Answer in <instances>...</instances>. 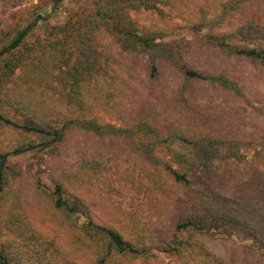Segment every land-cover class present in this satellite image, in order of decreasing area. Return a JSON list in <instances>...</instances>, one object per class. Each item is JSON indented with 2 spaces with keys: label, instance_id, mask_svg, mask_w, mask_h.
<instances>
[{
  "label": "rangeland",
  "instance_id": "obj_1",
  "mask_svg": "<svg viewBox=\"0 0 264 264\" xmlns=\"http://www.w3.org/2000/svg\"><path fill=\"white\" fill-rule=\"evenodd\" d=\"M54 1L0 0V54L33 19L39 22L20 42L35 43L47 36L49 43L53 40L50 29L83 11L85 3L93 13L88 12L87 20L109 22L116 15L110 9L115 11L122 0H59L50 18L43 20ZM135 1L139 10L130 11L132 23L122 16L124 27H142L165 42L193 43L197 48L183 51L185 62L229 75L250 102L218 85L184 81L165 62L162 66L159 58V79L148 77V62L141 58L132 64L133 57L106 29L101 42L107 60L105 85L115 83L110 94L117 102L100 99L84 109L68 105L61 89L41 82L28 88L26 70L20 68L12 80L0 86V164L5 156L0 166V250L11 264H212L211 256L223 264H264V250L253 247L247 234L226 232L231 221L191 236L177 228L203 213L205 204L210 205L211 200L203 199L197 190L210 172L204 178H196L192 172L190 185L174 180L168 167L182 173L188 164L177 163L163 140L155 143L154 138H140L131 130L141 106L156 111L159 120H180L194 128H220L228 120L235 125L241 117L264 129V60L234 52L238 48L264 49V0ZM124 14L121 10L120 16ZM220 20L222 24H218ZM211 36H217L216 40ZM95 46L89 42L84 51L91 54ZM151 53L158 55L156 50ZM4 56L0 55V64ZM20 89L30 91L21 96ZM93 94L91 87L86 94L88 103ZM70 119L77 122L69 124L58 138L56 127ZM89 119L97 123H87ZM91 125L96 129L89 128ZM233 125L229 133L236 136ZM255 147L249 141L227 142L219 150L212 144L209 147L205 169L219 175H213V185L224 197L246 204L261 194L257 170L262 162L255 156ZM186 155L195 157L193 152ZM57 184L62 199L78 205L80 211L56 205ZM89 222L118 231L141 252H116L107 237L86 233ZM191 242L202 243L211 253L209 257L196 255Z\"/></svg>",
  "mask_w": 264,
  "mask_h": 264
},
{
  "label": "trees",
  "instance_id": "obj_2",
  "mask_svg": "<svg viewBox=\"0 0 264 264\" xmlns=\"http://www.w3.org/2000/svg\"><path fill=\"white\" fill-rule=\"evenodd\" d=\"M84 6L83 11L72 14L64 22L50 29L49 33L52 34V42H47V36L42 40H36L35 43L20 42L28 26L18 31L12 41L5 46L7 51L0 54H5L4 57H1L0 86H3L7 80H12L11 78L16 74L17 70L24 68L29 80V83H27L28 88H32L33 82H41L44 85L55 88V90L61 89L64 91L65 95L63 94V96L68 105L84 109L100 99L103 102L106 101L108 104L117 102L115 96L113 97L110 94V92H114L115 83H110L109 87L105 85L107 78L104 73H106L105 63H107V60L103 56L102 49L104 48L101 42H103V30L106 29L109 37L116 38L125 50V53L133 57L131 59L132 64H136L139 60L141 62V58L145 59V63L148 62V77L159 79L160 65L156 61V58H159V63L162 66L164 65L162 62H165V66L172 68L184 81L200 80L212 85H218L232 92L238 99L250 102L238 81L229 75L213 71L209 67H202L193 62H185V59H187L186 52L184 53L183 51L190 50L192 47L194 49L197 48L193 43L177 44L174 41L165 42L156 33L142 31V27H124L122 16L128 20L130 18L129 22L132 23L133 18L129 14L130 11L139 10V3L135 0H122L116 6L115 11L110 9L116 15L110 17L109 22H106V19L93 21L92 18L87 20L86 18L89 13L90 15H93V13L89 10L88 3H85ZM153 6L158 8L156 4ZM121 10L125 14L120 16ZM38 22L39 20L33 26H36ZM222 22L223 20H220L218 24H222ZM218 24L216 23V25ZM213 26L209 25L208 28L214 29ZM216 37L211 36L210 39L216 40ZM89 42L96 43L94 48L91 47V54L84 51ZM50 43L55 45L56 52L53 53ZM218 44H220L219 46L226 47L222 42ZM197 46L199 47L200 44L198 43ZM153 50H156L158 55L153 56L151 53ZM234 52L252 59L264 60L263 48H238L234 49ZM138 54H147L151 58ZM111 79L114 80L113 77ZM91 87L95 94H93L88 103L86 101V94L91 91ZM29 91L20 89V95L23 96L24 92L28 94ZM35 92L36 90L33 89L32 94ZM24 96V98H27L26 94ZM256 108L259 110V107ZM239 118V122L235 123V125H233L232 120H228L220 128H213V126L204 128L198 126L194 128L191 125H183L180 120L174 122L159 120L156 117V111H150L146 107L141 106L140 111L134 116L133 121H131V130L132 134L140 138H154V141L153 139L151 141L155 143L163 140L172 148V156L178 159L177 163L182 165V162H186L188 164L182 173H179L172 166L168 167L174 180L184 182L185 185H190L192 172L196 178L198 176L204 178L210 172L208 178L197 188L203 199L207 198L211 200L210 205L205 204L203 213L199 214L198 217H190L185 220L186 222L178 224L177 228L189 232L191 236L194 232H208L218 226L220 222L228 220L227 223L231 221L229 225L230 230L226 231L229 235L239 232L247 234L252 241L253 247L264 250V129L249 125L245 123L243 118ZM91 121L97 123L95 119H89L87 123ZM75 122H77L75 119H70L59 127H56L55 131L59 134L58 138L68 129L69 124ZM87 123L84 124L87 125ZM231 125L235 127L236 136L235 133H229L234 130L229 127ZM38 126L47 127V124L38 123ZM19 127L29 129V126L26 124H21ZM89 128L96 129L92 125ZM232 141L251 142L252 145L256 146L255 156L257 160L262 162L261 167H258L257 170L259 178L257 183L258 191L261 194L256 197L254 202L247 200V203L243 204L236 198L230 199L224 197L225 193L215 190L213 185V175L215 177L219 175L214 173V171L205 169L206 165L204 162L207 159L211 144L219 150L223 144L227 142L231 143ZM205 142L208 143L205 144ZM188 152H193L195 157L192 159L188 158L186 155ZM4 160L5 157L2 156L1 163ZM56 193L58 194L55 201L57 206L64 205L70 212L80 211L78 205H69L68 202L62 199L60 194L61 186L59 184L56 185ZM229 195L231 196L230 193ZM205 212L206 214L203 215ZM210 217L211 219H209ZM86 233L90 236L98 237L102 235L107 237L110 246L118 253L138 254L142 250L134 247L130 241L126 240L118 231L112 228H106L89 222ZM189 244L198 251L196 255L209 257L211 254L200 242H191ZM179 248L182 249V247ZM210 259L212 264H223V261L217 259L215 256H211ZM0 263L11 264L10 259L1 250Z\"/></svg>",
  "mask_w": 264,
  "mask_h": 264
},
{
  "label": "water",
  "instance_id": "obj_3",
  "mask_svg": "<svg viewBox=\"0 0 264 264\" xmlns=\"http://www.w3.org/2000/svg\"><path fill=\"white\" fill-rule=\"evenodd\" d=\"M58 2H59V0H55V1H54L53 5H52V8H51V12L49 13V15H48L47 17H43V18H42L43 20H47V19L50 18V16H51L52 13L54 12V10H55L56 5L58 4ZM35 21H37V20H36V19H33V20L30 22L29 26L27 27V31H26L25 34L21 37V39H23L24 36L28 33V31L31 29V27L33 26V24H34ZM21 39H20V40H21ZM4 157H5V156H4ZM1 164H2V163H1ZM1 164H0V166H1Z\"/></svg>",
  "mask_w": 264,
  "mask_h": 264
}]
</instances>
